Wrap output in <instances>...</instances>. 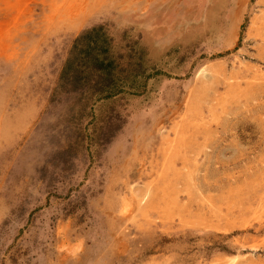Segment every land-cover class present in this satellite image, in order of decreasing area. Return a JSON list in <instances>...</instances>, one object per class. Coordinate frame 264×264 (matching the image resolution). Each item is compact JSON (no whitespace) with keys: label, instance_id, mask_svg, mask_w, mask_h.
<instances>
[{"label":"rangeland","instance_id":"1","mask_svg":"<svg viewBox=\"0 0 264 264\" xmlns=\"http://www.w3.org/2000/svg\"><path fill=\"white\" fill-rule=\"evenodd\" d=\"M262 14L261 0H0V264H264ZM222 64L238 79L218 74L214 100L197 74ZM167 133L171 149L189 139L172 150L191 184L159 177Z\"/></svg>","mask_w":264,"mask_h":264},{"label":"bare ground","instance_id":"2","mask_svg":"<svg viewBox=\"0 0 264 264\" xmlns=\"http://www.w3.org/2000/svg\"><path fill=\"white\" fill-rule=\"evenodd\" d=\"M262 4L264 3V0H261ZM82 8V5L80 6V8L76 9V10H79ZM253 23L256 25V28L258 30H262L264 28V14L260 15V16H257L255 17V19H253ZM254 26V25H253ZM252 26V27H253ZM236 69L235 68H232L231 71H228L224 66L223 64L222 65H216V66H212V65H205L203 66L199 73L197 74V80L200 81V85L198 84L195 88H203L205 93L206 92H209L210 90H212V97L214 100H218L220 97H221V93H220V90L218 88H215L213 87L211 84L212 83V80H214L218 74H221L224 76L225 78V81H226V86L227 87H230L232 85V81L233 80H237L238 77H237V72L235 71ZM254 78L256 79H262L264 80V72L260 71L259 69H255L254 72ZM251 85L248 84V88H250ZM204 93V94H205ZM198 96H200L198 93H195L193 95V93L190 95L189 99H188V103H190V109L189 110V115L190 116H197L198 114V108H196V102L199 101V98ZM201 100V99H200ZM213 116L215 117L216 115L213 114ZM198 117H195V118H192L191 122H189L191 125H195L196 127H199L203 120L202 119H197ZM174 129V131H177V135L176 136H179L180 133H181V130L182 128L175 124V126L172 128ZM171 138V136L167 133L164 137V141L162 143V147L160 148L161 151H164L165 150V157L161 160V163H160V168H159V177H162V175H165L167 174V172L169 171L174 178H178V177H181L182 175H184L185 179H187V182H189L190 184L192 183V176H194L193 172L188 170V165H184L183 167L181 168H178L175 166L174 164V156L177 154V152H173L172 149H174L175 146L174 143L172 144V149L170 148V144H171V141H169ZM175 141H179V144L180 146H177V150H180L184 145H186L189 141V139L187 138V135H182L180 138H178L177 140ZM198 149L201 148V151H202V148L203 146H199L197 145L196 146ZM162 169H165L164 171H162L161 173V170ZM260 186L264 188V177L261 179L260 181ZM262 194V192H261ZM172 196V194H171ZM170 196V205L173 204L175 202V200L177 199L176 196H173L171 197ZM260 200H259V205L258 207L260 206V208H264V193L262 195L259 196ZM146 202H148V199L146 200ZM216 208V206H215ZM220 209V207H219Z\"/></svg>","mask_w":264,"mask_h":264}]
</instances>
